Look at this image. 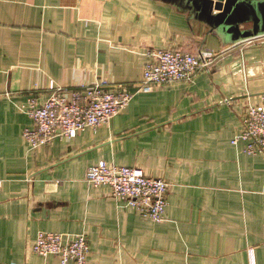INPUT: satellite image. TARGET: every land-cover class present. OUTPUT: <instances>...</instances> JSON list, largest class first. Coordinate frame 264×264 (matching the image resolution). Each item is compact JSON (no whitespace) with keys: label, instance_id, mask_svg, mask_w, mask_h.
<instances>
[{"label":"crops","instance_id":"crops-1","mask_svg":"<svg viewBox=\"0 0 264 264\" xmlns=\"http://www.w3.org/2000/svg\"><path fill=\"white\" fill-rule=\"evenodd\" d=\"M214 4L0 0V264H60L32 252L40 232L85 235L86 264H264V157L232 144L245 108L264 106V39L243 43L264 33L226 31L262 27L264 0ZM149 49L227 52L191 83L135 94L108 125L28 147V99L104 81L132 92ZM99 163L165 181V220L88 186Z\"/></svg>","mask_w":264,"mask_h":264},{"label":"built area","instance_id":"built-area-1","mask_svg":"<svg viewBox=\"0 0 264 264\" xmlns=\"http://www.w3.org/2000/svg\"><path fill=\"white\" fill-rule=\"evenodd\" d=\"M262 37L248 39L244 44L261 41ZM227 50H201L196 56L175 49L146 51L143 77L134 91L112 88L107 82L80 88H51L43 103L30 98L20 110L31 119L33 127L23 130L22 137L30 149L47 146L54 140H69L86 129L108 125L126 109L137 93L191 83L209 68ZM241 131L232 141H243V153L264 157V106H247L240 117ZM85 183L94 188L107 187L111 197L124 202L140 217L154 223L165 220L169 185L150 178L141 170L99 163L85 172ZM32 252L45 258L55 256L60 264H86L90 247L83 234L65 235L40 232Z\"/></svg>","mask_w":264,"mask_h":264},{"label":"water","instance_id":"water-1","mask_svg":"<svg viewBox=\"0 0 264 264\" xmlns=\"http://www.w3.org/2000/svg\"><path fill=\"white\" fill-rule=\"evenodd\" d=\"M214 1H215V4H214L215 10H221L223 8V6H222V1L223 0H214ZM226 31L229 32V33L236 32L242 38L246 39V38H249L251 36H256L257 34H259V32L264 33V25L262 27H259L258 24L255 21V25L253 26L252 32L248 31V32H244V33H239L238 32L237 25H229V26L226 27Z\"/></svg>","mask_w":264,"mask_h":264}]
</instances>
